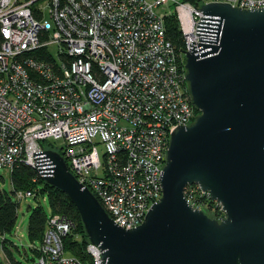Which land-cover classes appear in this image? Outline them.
I'll return each mask as SVG.
<instances>
[{"label":"built area","instance_id":"1","mask_svg":"<svg viewBox=\"0 0 264 264\" xmlns=\"http://www.w3.org/2000/svg\"><path fill=\"white\" fill-rule=\"evenodd\" d=\"M210 2L264 8V0H0V168L37 169L34 152L62 138L68 169L113 221L141 225L163 196L172 131L201 114L184 51L191 41L199 45V8ZM172 14L183 34L179 48L166 33ZM36 192L15 195L20 201ZM185 197L193 209L225 217L198 184ZM74 228L67 215L50 214L33 264H103L91 241L86 260L67 252Z\"/></svg>","mask_w":264,"mask_h":264},{"label":"water","instance_id":"2","mask_svg":"<svg viewBox=\"0 0 264 264\" xmlns=\"http://www.w3.org/2000/svg\"><path fill=\"white\" fill-rule=\"evenodd\" d=\"M199 45L186 52L192 102L201 114L172 132L163 196L126 229L54 149L34 152L37 171L66 193L103 264H264V8L203 4ZM198 184L225 217L193 209ZM31 211V206L27 209Z\"/></svg>","mask_w":264,"mask_h":264},{"label":"trees","instance_id":"3","mask_svg":"<svg viewBox=\"0 0 264 264\" xmlns=\"http://www.w3.org/2000/svg\"><path fill=\"white\" fill-rule=\"evenodd\" d=\"M165 22L168 38L178 48L182 47L184 45L183 34L175 14L166 16ZM197 111L201 113L199 109ZM44 149H54L59 153H63V151L55 149L48 142L44 144ZM11 183L13 184L12 193L0 190V234L4 235L15 230L18 220V210L20 209V201L16 199L15 192L33 189L37 191V196L34 198L36 200V206L31 205V211L28 213L29 222L27 228L29 239L40 242L43 240L49 214H47L40 200L42 196L47 195L51 214L59 213L61 215H67L75 226L74 230L65 236L64 242L66 248L81 259H88L86 246L90 242V239L86 235L81 216L76 206L72 204L66 193L60 191L53 185L51 186L42 178L36 168L30 165L28 166L23 162L15 166L11 175ZM7 241L3 238L2 245L10 260V264H25L13 259L12 252L6 246ZM34 250L37 253V250Z\"/></svg>","mask_w":264,"mask_h":264},{"label":"rangeland","instance_id":"4","mask_svg":"<svg viewBox=\"0 0 264 264\" xmlns=\"http://www.w3.org/2000/svg\"><path fill=\"white\" fill-rule=\"evenodd\" d=\"M167 9V7H166ZM161 10V9H160ZM58 46H51V52L56 54L58 51ZM48 143L53 146L55 149L61 148L64 140L61 139H50ZM101 153L103 152V147L99 146ZM13 171H9V169L0 168V190L12 193L13 184L11 183V175ZM33 190V189H31ZM35 198V197H34ZM33 197L22 199L20 200V209L18 210V220L15 226V230L11 233H6L4 235L0 234V264H10V260L4 251L2 242L3 238L8 240L6 242V246L8 247L9 251L12 252L13 259L18 262H23L25 264H33L36 258V249L41 245V242L38 240H31L28 236V207L29 205L36 206V200ZM41 204L45 208L47 214H51V208L48 204V196L41 197ZM65 241V239H64ZM67 252L70 255L76 256L74 253L70 252L67 249ZM77 257V256H76ZM79 257V256H78ZM80 258V257H79Z\"/></svg>","mask_w":264,"mask_h":264}]
</instances>
